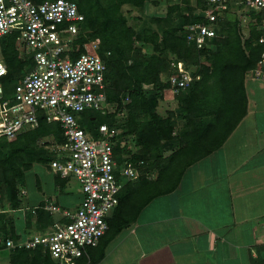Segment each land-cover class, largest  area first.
<instances>
[{
  "label": "trees",
  "instance_id": "obj_1",
  "mask_svg": "<svg viewBox=\"0 0 264 264\" xmlns=\"http://www.w3.org/2000/svg\"><path fill=\"white\" fill-rule=\"evenodd\" d=\"M32 1L39 3L45 0ZM72 1L77 4L78 11L84 15V22L80 24V32L75 43L80 47L79 52L97 53L103 60L106 85L104 92L109 106L114 105L111 112L87 110L80 113L79 124L83 130L94 136H98V126L102 123L117 126L120 129L119 140L115 146L118 158L121 160L122 155L125 154L133 162L138 160L144 162L138 167L141 171L144 168L142 174L134 181L128 180L123 183L117 194L118 203L113 208L111 216L106 218L108 228L95 246L101 247L103 253L107 242L123 226L131 222L137 211L152 196L162 192L160 184L164 180L163 172L175 168V165L169 166L170 163L175 164V158L186 151V148L180 153H178L180 149L173 150L168 155V163L163 167L159 166L156 179L150 180L146 177L145 174L151 166L148 165V159L161 157V153L159 154L161 140L173 136L171 133L174 124L171 118L160 117L154 110L158 100L172 94L169 79L172 76H179L173 63L182 61L184 67L193 76H199L187 88L174 94L181 95L183 103L180 107V117L185 118L192 125L190 133L195 129L198 130L199 127L193 120L198 107H202L207 114L216 117L220 111L217 106L221 105L226 110H231L234 108V103L238 102L239 95L245 103L243 77L260 57L262 46L257 39L261 31L257 28V22H254L249 26L248 35L243 37L237 21H224L219 24L220 16H217L211 23L216 35L207 45L197 48L192 41L187 40L186 35L189 24L206 23L201 12L206 5L201 0H196L194 7L188 5L191 13L182 16V22L178 26H162L166 21H171L172 14L181 8L178 3H173L168 5L165 17H153L152 21L156 22L158 29L143 27L138 32L128 24L122 6L142 7L148 0ZM250 12L255 17L254 12L252 10ZM257 19L259 21V17ZM218 26L221 28L218 29ZM0 43L1 55L4 58L2 62L7 68V73L0 77V84L7 91L32 68V63L29 56L18 54L16 31L1 36ZM90 43L96 45L95 50H92ZM137 43L150 44L153 53L149 57H143L141 47H137ZM84 45L88 48L84 49ZM76 54L72 53V55ZM167 54L170 57L166 56ZM199 128L204 135L202 131L207 127ZM201 136L196 139H200ZM190 137L193 138L192 133L185 135L184 139ZM61 142H63V134L60 125L56 121L48 122L43 112L38 114L36 127L27 129L11 139L0 138V195L5 193L13 208H16L19 202L20 188L17 184L23 179L25 170L31 168L33 163H44L50 167L54 154L47 146ZM132 142L136 145L129 147ZM191 145L196 146L194 143ZM134 146L139 147L133 152ZM56 176L60 188H65L70 177L62 178L58 174ZM143 193L144 198L135 199L137 195ZM132 206L135 211L130 215L126 208ZM36 210L39 215H43L40 207ZM44 216L52 222L51 214L46 213ZM67 221L66 217H61L60 222ZM9 222L0 220V230L7 229V226L11 230L0 232L2 240L6 238L5 234L11 238L15 237L13 225ZM95 247H87L85 253L75 259L73 264H84L87 260L86 256L90 262H94L96 258L90 256V252ZM3 248L6 247L0 245V249ZM8 260L9 264H58L42 245L34 248H10Z\"/></svg>",
  "mask_w": 264,
  "mask_h": 264
},
{
  "label": "built area",
  "instance_id": "obj_2",
  "mask_svg": "<svg viewBox=\"0 0 264 264\" xmlns=\"http://www.w3.org/2000/svg\"><path fill=\"white\" fill-rule=\"evenodd\" d=\"M206 23L187 26L186 38L202 48L216 35L213 23L230 2L246 7L255 14L261 31L257 42L260 57L246 73L264 80V0H201ZM259 17V21L257 19ZM84 15L72 0H0V37L16 31V44L29 56L32 68L12 85V94L0 84V138L11 139L38 125L43 112L48 122L56 121L62 129L63 142L47 146L54 158L50 169L62 178L79 184L81 200L74 211H63L67 222L55 224L45 233L24 241L4 240L7 248H34L42 245L58 264H73L95 247L108 228L106 218L118 203L117 194L125 181L142 173V160L133 162L125 154L121 160L115 152L120 129L102 123L98 136L83 130L79 114L87 110L105 111V64L97 53L82 51L75 43ZM92 50L96 49L90 43ZM84 49L88 47L83 46ZM72 53H77L72 55ZM179 76L170 77L173 93L187 88L194 79L182 61L174 63ZM7 73L0 60V77Z\"/></svg>",
  "mask_w": 264,
  "mask_h": 264
},
{
  "label": "crops",
  "instance_id": "obj_3",
  "mask_svg": "<svg viewBox=\"0 0 264 264\" xmlns=\"http://www.w3.org/2000/svg\"><path fill=\"white\" fill-rule=\"evenodd\" d=\"M243 90L245 103L239 95L234 108L224 110L223 119L196 109L193 120L207 127L204 135L199 127L189 133L192 125L182 118L175 150L186 151L170 163L175 168L163 172L162 192L107 242L103 253L99 246L91 249L90 256L99 258L90 262L86 256L84 264H264V80L245 73ZM191 133L192 139H184ZM157 158L153 163L160 162ZM158 169L149 170L146 177L155 180ZM54 185L61 189L57 181ZM81 197L79 189L76 206ZM28 207L31 217L16 224L21 217L10 213L23 207L18 202L13 208L6 194L0 195V220L10 221L15 236L4 237L24 241L53 229L60 208L57 200L46 196ZM8 230L7 226L0 232ZM5 239L0 238V245Z\"/></svg>",
  "mask_w": 264,
  "mask_h": 264
},
{
  "label": "rangeland",
  "instance_id": "obj_4",
  "mask_svg": "<svg viewBox=\"0 0 264 264\" xmlns=\"http://www.w3.org/2000/svg\"><path fill=\"white\" fill-rule=\"evenodd\" d=\"M178 3L181 7L177 11L172 14L171 21H166L162 24V26H178L182 22V16L189 15L188 7L195 6L197 3L196 0H148L142 7H133L130 5H123L122 12L127 18V22L129 25L134 27V29L138 32L143 27H150L152 29H158V25L156 22H153V17H165L167 7L170 4ZM189 5V6H188ZM251 10L243 7L234 5L233 3H229L220 11V21L219 24L223 23L224 21H237L238 26L242 31L243 37L248 35V29L251 24L254 23V17L250 12ZM193 13V12H192ZM194 14V13H193ZM221 27L218 26V29ZM137 47H141V53L143 57H149L153 53L152 46L150 44H143L137 43ZM18 54L22 56V52L20 48H18ZM169 56L170 55H166ZM0 60L4 62V58L1 55V43H0ZM174 64V63H173ZM9 94H12V88L7 89ZM186 93V92H185ZM168 94V93H167ZM175 93L172 92L171 95L168 94L164 99L158 100V103L155 107V112L163 118L170 117L173 121V130L177 133L169 139H163L159 145V154L161 153L160 164H164L165 161L168 159V155L175 150L178 146V139L180 128L184 125L182 121L181 110L180 107L183 103L181 100V95H174ZM216 96V94L214 95ZM215 98V97H214ZM220 111L216 115L221 114V118L223 119L222 115H224L225 108L217 106ZM114 109V105L108 106L105 108V111L111 112ZM177 138V139H176ZM134 139V138H133ZM136 145L135 142L129 144V147ZM148 165L150 166V170H156L159 168V163H153V158L148 159ZM137 179V178H136ZM134 179V180H136ZM70 182L67 183L66 188L57 189L54 185V181L58 182V178L56 173L53 172L47 164L44 163H33L31 168L25 170L23 179L19 183L20 191L23 193H19V205L22 208L21 212L10 213L15 218L20 216L21 218H16L15 223L21 224L26 221L25 218H30L32 209L28 206H31L33 203H37L42 198L46 196H51L54 200H57L60 208L58 214H56V223L60 222L61 217H64L63 210L74 211L76 209V201L79 198V184L74 179H70ZM68 180V181H69ZM131 180V181H134ZM40 185V186H39ZM154 185V184H153ZM155 186V185H154ZM144 198V193L141 195H137L135 198L136 200H141ZM134 209V210H133ZM126 210L131 214L134 213L135 208L128 207ZM127 213V212H126ZM24 214H27L23 216ZM128 214V213H127ZM129 215V214H128ZM10 248H3L0 249V264H9L8 255H9ZM3 257H5L3 259Z\"/></svg>",
  "mask_w": 264,
  "mask_h": 264
}]
</instances>
